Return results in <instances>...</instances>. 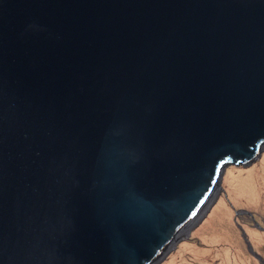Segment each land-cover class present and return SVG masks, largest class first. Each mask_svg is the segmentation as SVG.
I'll use <instances>...</instances> for the list:
<instances>
[{
  "label": "water",
  "instance_id": "obj_1",
  "mask_svg": "<svg viewBox=\"0 0 264 264\" xmlns=\"http://www.w3.org/2000/svg\"><path fill=\"white\" fill-rule=\"evenodd\" d=\"M262 155L264 0H0V264H165Z\"/></svg>",
  "mask_w": 264,
  "mask_h": 264
},
{
  "label": "rangeland",
  "instance_id": "obj_2",
  "mask_svg": "<svg viewBox=\"0 0 264 264\" xmlns=\"http://www.w3.org/2000/svg\"><path fill=\"white\" fill-rule=\"evenodd\" d=\"M252 169L260 171L251 177ZM236 175L201 228L165 264H264V155Z\"/></svg>",
  "mask_w": 264,
  "mask_h": 264
},
{
  "label": "bare ground",
  "instance_id": "obj_3",
  "mask_svg": "<svg viewBox=\"0 0 264 264\" xmlns=\"http://www.w3.org/2000/svg\"><path fill=\"white\" fill-rule=\"evenodd\" d=\"M259 171L260 170H254V169H252L251 171H250V173H249V175L252 177V176H254L255 174H258L259 173ZM234 177H237V175H235ZM264 183V182H263Z\"/></svg>",
  "mask_w": 264,
  "mask_h": 264
}]
</instances>
